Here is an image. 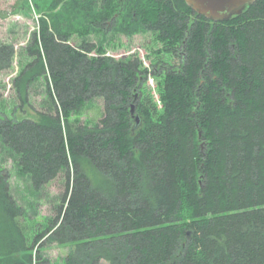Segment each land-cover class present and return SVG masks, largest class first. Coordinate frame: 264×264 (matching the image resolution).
Segmentation results:
<instances>
[{
    "label": "trees",
    "instance_id": "obj_1",
    "mask_svg": "<svg viewBox=\"0 0 264 264\" xmlns=\"http://www.w3.org/2000/svg\"><path fill=\"white\" fill-rule=\"evenodd\" d=\"M34 8V60L14 86L23 106L43 79L55 113L0 115V141L34 191L61 171L66 190L58 216L29 241L0 169V264H34L44 238L72 246L63 264H264V0L222 21L185 0H35ZM109 31L155 32L182 61L148 67L69 43ZM15 54L0 45V71ZM150 75L161 77V108L141 97ZM95 98L104 99L103 118L82 122ZM35 264L52 263L38 248Z\"/></svg>",
    "mask_w": 264,
    "mask_h": 264
},
{
    "label": "rangeland",
    "instance_id": "obj_2",
    "mask_svg": "<svg viewBox=\"0 0 264 264\" xmlns=\"http://www.w3.org/2000/svg\"><path fill=\"white\" fill-rule=\"evenodd\" d=\"M34 1L0 0V45H13L16 51L12 67L0 71V115L2 117L38 119V112L55 113L43 79L38 80L31 87L29 102L23 106L14 86L15 77L22 66L34 60L29 48L33 43L34 33L39 30L41 16V13L34 8ZM38 1L45 7L46 1L49 3L51 0ZM84 40L102 46L107 56L118 60L139 58L143 61V65L148 67L161 61L165 62L166 66L177 67L182 61L181 55L162 51L163 44L157 39L156 33L152 31L132 36L114 31H109L107 34L93 33L84 37H74L69 43L78 48L77 46H80ZM89 56H98V53L92 52ZM160 81L161 77L150 75L145 85L146 93L141 96L154 100L159 108L162 106L158 88ZM104 108V99L95 98L86 107L82 115V122L90 119L98 123L103 118ZM0 169H3L7 175L11 193L24 210L20 217V224L29 232V241H32V236L45 231L51 221L58 216L62 197L66 190V173L61 171L48 185L43 186L39 191H34L31 178L22 176L18 172L14 154L1 141ZM38 248L43 259L49 260L52 264H63L72 250V246H61L57 242L44 238L33 250L34 264ZM101 264L109 263L102 261Z\"/></svg>",
    "mask_w": 264,
    "mask_h": 264
},
{
    "label": "water",
    "instance_id": "obj_3",
    "mask_svg": "<svg viewBox=\"0 0 264 264\" xmlns=\"http://www.w3.org/2000/svg\"><path fill=\"white\" fill-rule=\"evenodd\" d=\"M195 11L214 21H222L240 14L248 4L257 0H185ZM136 105L131 106V113L136 120V125L141 123V118L136 115Z\"/></svg>",
    "mask_w": 264,
    "mask_h": 264
}]
</instances>
